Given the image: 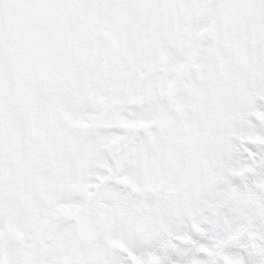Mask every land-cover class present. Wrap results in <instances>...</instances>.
Returning <instances> with one entry per match:
<instances>
[{"label":"snow or ice","instance_id":"snow-or-ice-1","mask_svg":"<svg viewBox=\"0 0 264 264\" xmlns=\"http://www.w3.org/2000/svg\"><path fill=\"white\" fill-rule=\"evenodd\" d=\"M0 264H264V0H0Z\"/></svg>","mask_w":264,"mask_h":264}]
</instances>
